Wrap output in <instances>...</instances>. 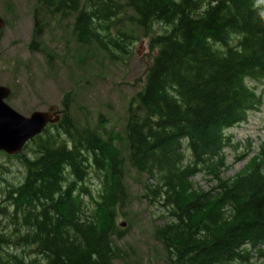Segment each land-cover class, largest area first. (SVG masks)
I'll use <instances>...</instances> for the list:
<instances>
[{
	"label": "trees",
	"instance_id": "16d2710c",
	"mask_svg": "<svg viewBox=\"0 0 264 264\" xmlns=\"http://www.w3.org/2000/svg\"><path fill=\"white\" fill-rule=\"evenodd\" d=\"M34 9L33 43L42 16H72L76 41L114 60L129 53L131 36L115 24L130 9L155 54L121 131L77 126L66 97L58 122L6 155L19 171L8 178L0 164V264H135L115 244L125 164L167 212L153 231L167 264H264V138L232 178L219 176L225 130L261 105L246 81H264V0H37ZM197 174L214 186L194 188Z\"/></svg>",
	"mask_w": 264,
	"mask_h": 264
},
{
	"label": "rangeland",
	"instance_id": "374dc122",
	"mask_svg": "<svg viewBox=\"0 0 264 264\" xmlns=\"http://www.w3.org/2000/svg\"><path fill=\"white\" fill-rule=\"evenodd\" d=\"M36 4L37 0H0L4 23L0 28V84L10 90L5 102L23 116L46 111L50 106L60 116L62 100L67 97L65 109L77 126L100 129V120L106 129L121 131L128 104L140 90L145 69L155 54L149 47V37L128 18L132 11L126 9L115 24L131 36L132 43L126 44L129 53L114 60L94 43L76 41L72 16H42L33 43ZM246 82L261 96V105L250 111L246 120L225 130L230 144L224 149L226 167L219 174L221 179L232 178L241 170L264 138V81ZM31 147L33 143L24 152L29 153ZM245 153L248 155L242 158ZM0 164L5 165L8 178L19 171L16 159L8 160L4 153H0ZM190 181L203 191L214 186V181L201 174ZM123 182L127 196L116 211V225L122 234L115 244L128 262L167 264L165 250L153 236L154 228L168 219L165 208L146 193V176L128 164L124 166ZM87 184L96 195L98 181L93 174Z\"/></svg>",
	"mask_w": 264,
	"mask_h": 264
},
{
	"label": "water",
	"instance_id": "95a60500",
	"mask_svg": "<svg viewBox=\"0 0 264 264\" xmlns=\"http://www.w3.org/2000/svg\"><path fill=\"white\" fill-rule=\"evenodd\" d=\"M3 24L0 17V28ZM9 93V88L0 84V151L12 156L40 134L47 124L57 122L59 116L54 106L46 111H34L29 116H23L5 102Z\"/></svg>",
	"mask_w": 264,
	"mask_h": 264
}]
</instances>
